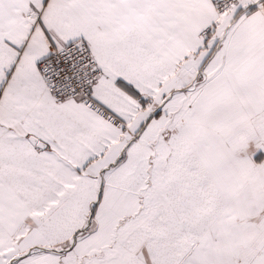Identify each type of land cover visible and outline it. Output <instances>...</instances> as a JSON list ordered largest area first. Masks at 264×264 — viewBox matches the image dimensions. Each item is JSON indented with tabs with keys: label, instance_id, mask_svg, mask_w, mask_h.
I'll list each match as a JSON object with an SVG mask.
<instances>
[{
	"label": "snow or ice",
	"instance_id": "obj_1",
	"mask_svg": "<svg viewBox=\"0 0 264 264\" xmlns=\"http://www.w3.org/2000/svg\"><path fill=\"white\" fill-rule=\"evenodd\" d=\"M0 264H264V0H0Z\"/></svg>",
	"mask_w": 264,
	"mask_h": 264
}]
</instances>
